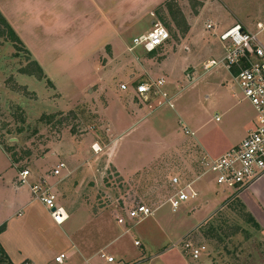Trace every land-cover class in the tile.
Here are the masks:
<instances>
[{
    "label": "rangeland",
    "instance_id": "rangeland-1",
    "mask_svg": "<svg viewBox=\"0 0 264 264\" xmlns=\"http://www.w3.org/2000/svg\"><path fill=\"white\" fill-rule=\"evenodd\" d=\"M167 1L122 46L96 50L90 63H71L65 75L62 65H52V79L41 75L23 42L0 35V208L14 193L17 174L28 169L27 184L18 182L26 197L35 199L31 182L43 177L52 184L67 213L59 228L91 263L201 264L215 253L218 264H264L262 241L245 221L236 191L200 163L204 154L226 149V135L237 133L241 121L253 128L256 117L223 66L204 69L223 56L206 25L214 24L217 34L237 22L256 30L264 22V0ZM155 22L168 29L166 43L152 54L142 45L129 50L135 35ZM148 77L165 79L173 106L159 105L160 95L137 96L134 86ZM59 162L66 167L54 176ZM174 175L206 185L177 211L167 202ZM137 203L154 211L140 223L127 218ZM101 250L114 262L99 256Z\"/></svg>",
    "mask_w": 264,
    "mask_h": 264
},
{
    "label": "crops",
    "instance_id": "crops-1",
    "mask_svg": "<svg viewBox=\"0 0 264 264\" xmlns=\"http://www.w3.org/2000/svg\"><path fill=\"white\" fill-rule=\"evenodd\" d=\"M164 1L0 0V11L31 53L32 60L52 79L56 76L52 65H62L65 75L71 63H90V58L98 53L96 50L122 46L127 34L148 15L152 17L155 6ZM251 129L248 122L241 121V129L237 133L226 135L228 143L223 152L238 144ZM223 152L210 156L216 157ZM15 185L9 201H3L0 208V226H4L0 232V244L13 264L25 261L50 264L60 253L65 254L66 264H94L91 263L93 257L85 255L60 230L42 202L33 199L31 194L26 197L23 185H18V174ZM202 185L206 188L205 184ZM202 185L194 184L198 192ZM1 189L3 192L2 185ZM236 197L241 208L257 223L255 227L247 222L256 231L255 239L262 241L264 248V175L239 189ZM201 202V206L211 204V200ZM2 207L8 209L5 215ZM238 249L237 256L240 255ZM213 257L202 260L201 264H218L217 260H212Z\"/></svg>",
    "mask_w": 264,
    "mask_h": 264
},
{
    "label": "built area",
    "instance_id": "built-area-1",
    "mask_svg": "<svg viewBox=\"0 0 264 264\" xmlns=\"http://www.w3.org/2000/svg\"><path fill=\"white\" fill-rule=\"evenodd\" d=\"M206 28L218 36L222 44L223 56L218 60L208 61L204 64V69L223 66L233 77L243 97L252 104L256 115L254 127L238 144L216 157L204 154L200 158V163L206 171L216 173L218 184L237 191L264 175V22L258 21L256 30L237 22L220 34L216 33V26L211 22L206 25ZM169 38L168 29L161 23L155 22L150 29L135 36L132 39L133 46H129L128 49L142 45L147 52H151L166 43ZM164 85L163 77H148L137 82L134 92L145 100L150 95L151 97L160 95L162 100L158 101L159 105L163 103V105L173 106ZM120 87L123 90L130 88L129 83H121ZM218 119L219 116L216 115L215 120ZM183 129L187 134H194L185 125ZM92 148L95 152L100 150L97 143L92 144ZM65 167L64 162H59L53 170V175H61V170ZM30 175L28 169H22L18 175V182L27 184ZM170 183L174 190L167 198V202L172 211H177L184 202L195 199L199 195L198 189L194 186L195 180L185 181L174 175L170 178ZM29 186L35 199L46 206L52 220L59 225L64 223L67 213L61 205L56 203L52 184L42 177L31 182ZM153 213L154 211L146 204L137 203L128 209L127 218L140 223ZM135 245H140V241L135 240ZM192 255L197 258L199 249H193ZM99 256L106 262H114V257L102 250ZM64 259V253L55 256V261L58 263H63Z\"/></svg>",
    "mask_w": 264,
    "mask_h": 264
},
{
    "label": "trees",
    "instance_id": "trees-1",
    "mask_svg": "<svg viewBox=\"0 0 264 264\" xmlns=\"http://www.w3.org/2000/svg\"><path fill=\"white\" fill-rule=\"evenodd\" d=\"M169 1H164L163 3L167 4ZM169 5V4H167ZM0 23L4 26L0 28V35H2L3 33H6L7 35L11 36V40L15 41L17 43H21L22 41L20 40V38L18 37V35L15 33V31L12 29V27L8 24V22L6 21V19L4 18V16L0 13ZM153 51L149 52V54H152ZM37 69L39 70V72L43 73L42 68L39 66V64L33 60ZM44 75V74H43ZM49 79V78H48ZM238 190L235 192V194L237 195ZM239 201V200H238ZM246 218L245 221L250 222L253 226L257 227V223L254 221V219L252 218L251 215L246 213ZM4 229V226H0V232ZM0 255L1 257H3V260L0 259V263L2 262L3 264H13V262L10 260V258L8 257L7 253L5 252V250L3 249V247L0 244Z\"/></svg>",
    "mask_w": 264,
    "mask_h": 264
}]
</instances>
